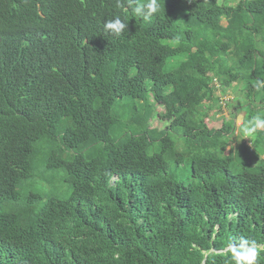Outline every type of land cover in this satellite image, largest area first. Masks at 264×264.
Segmentation results:
<instances>
[{"label":"trees","instance_id":"1","mask_svg":"<svg viewBox=\"0 0 264 264\" xmlns=\"http://www.w3.org/2000/svg\"><path fill=\"white\" fill-rule=\"evenodd\" d=\"M122 3L0 0V264H264V0Z\"/></svg>","mask_w":264,"mask_h":264},{"label":"clouds","instance_id":"2","mask_svg":"<svg viewBox=\"0 0 264 264\" xmlns=\"http://www.w3.org/2000/svg\"><path fill=\"white\" fill-rule=\"evenodd\" d=\"M128 6L132 10L133 16H142L144 19H148L154 13L160 11V6L158 0H127ZM116 6L118 8H123L124 4L122 0H116ZM105 32L111 33L114 36H122L125 31H129L128 23L126 20H122L119 16L115 19L109 20L104 24ZM174 41V43H177ZM258 131H264V117L257 115L252 117L245 126L243 132L244 136H253ZM248 241L241 240L239 247H233L234 258L236 259V264H242L246 261L247 264H256L258 252L255 248L247 247Z\"/></svg>","mask_w":264,"mask_h":264},{"label":"rangeland","instance_id":"3","mask_svg":"<svg viewBox=\"0 0 264 264\" xmlns=\"http://www.w3.org/2000/svg\"><path fill=\"white\" fill-rule=\"evenodd\" d=\"M228 94H229V96L228 97H230V99L234 96V93H233V90L232 89H229L228 90V92H227ZM119 103H121V101H118L117 102V104L119 105ZM156 105V104H155ZM163 113H165V107L164 106H162V105H160V104H158V105H156V111H155V114L153 115V117H152V119H151V121H150V126H151V128H156V129H159V130H163V129H165V128H168L169 127V125H170V121L169 120H167V119H165L164 117H162V115H163ZM162 114V115H161ZM230 110L229 109H224V111H223V113H219V114H217L216 116H215V121H216V124H215V126L217 127V128H221L222 127V125H223V121H222V119L224 118V117H227L228 119L230 118ZM243 118V115H237L236 116V126H237V131H236V135H235V137H232V139H231V141H230V146H229V148H234V147H237L238 146V144L241 142V140H242V138H241V136H240V134H238V131H239V127H240V125L242 124V119ZM244 140H245V142L247 143V145L249 146V147H251L252 145H251V142H250V138H246V137H244L243 138ZM158 145H159V143H155V144H153L152 146V148H151V153L152 152H154L155 150H157L158 149ZM262 158H264V156L262 157Z\"/></svg>","mask_w":264,"mask_h":264}]
</instances>
